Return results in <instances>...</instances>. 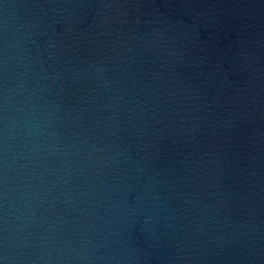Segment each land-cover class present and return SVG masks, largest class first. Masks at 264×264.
Wrapping results in <instances>:
<instances>
[{"label": "water", "instance_id": "95a60500", "mask_svg": "<svg viewBox=\"0 0 264 264\" xmlns=\"http://www.w3.org/2000/svg\"><path fill=\"white\" fill-rule=\"evenodd\" d=\"M0 264H264V0H0Z\"/></svg>", "mask_w": 264, "mask_h": 264}]
</instances>
